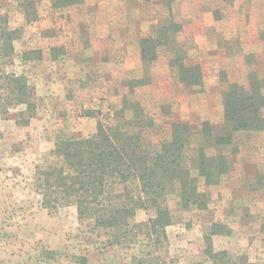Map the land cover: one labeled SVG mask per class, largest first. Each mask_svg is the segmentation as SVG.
<instances>
[{
  "label": "rangeland",
  "instance_id": "1",
  "mask_svg": "<svg viewBox=\"0 0 264 264\" xmlns=\"http://www.w3.org/2000/svg\"><path fill=\"white\" fill-rule=\"evenodd\" d=\"M245 1L84 0L54 9L50 0H40L38 18L27 22L17 0H0L1 12L21 33L15 42L17 55L5 69L27 77L36 104L26 125L16 121L21 107H9L6 118L0 114V264H136L133 257L140 243L109 246L105 236L92 232L89 221L77 219L73 206L43 208L32 184L35 166L51 159L60 140L93 134L97 120H106L120 107L128 92L124 82L137 78L147 83L129 96L153 119L152 125L139 129L142 141L156 145L169 137L171 122H186L191 135L185 163H194L201 122L209 121L214 133L222 132V91L227 85L250 91L254 82L264 92V44L253 46L244 29L253 20L258 38L264 39V15H244ZM248 1L253 12L264 13V0ZM205 13L219 27L226 18L229 23L216 30L202 20L197 34V20ZM169 20L180 24L177 38L187 47L190 61L201 67V86L180 84L163 49L153 64L141 62V38L158 22ZM198 35L214 44H196ZM51 46L62 48L60 59H46ZM32 48L41 49L44 59L21 60L23 50ZM233 139L237 152L226 148L230 170L211 184L198 180L206 206L176 210L174 222L166 227V244L156 253L165 264H211L206 261L207 244L213 251L227 252L220 264H264V128L235 132ZM205 149L215 154L211 145ZM167 194L166 204L174 210L172 186ZM144 219L139 211L134 220ZM215 223L222 233H211Z\"/></svg>",
  "mask_w": 264,
  "mask_h": 264
},
{
  "label": "trees",
  "instance_id": "2",
  "mask_svg": "<svg viewBox=\"0 0 264 264\" xmlns=\"http://www.w3.org/2000/svg\"><path fill=\"white\" fill-rule=\"evenodd\" d=\"M39 1L17 0L25 21L33 22L38 18ZM50 2L54 9H60L80 5L84 0ZM180 30V24L175 21L158 22L152 32L140 40L141 62L153 64L163 49L169 55L168 66L174 69L180 84L201 86V67L190 61L187 47L178 40ZM20 36L19 28L11 26L9 17L0 10V114L6 118L9 107H21L17 110L16 121L26 125L36 110L35 88L26 76L5 69L13 64L17 55L15 42ZM61 50L60 46H51L46 59H60ZM19 57L40 61L44 59V52L37 48L27 49ZM146 83L143 78L124 82L128 92L122 96L120 107L106 116V120H97L93 134L57 142L50 152L51 159L35 166L32 184L43 208L54 211L73 206L77 219L89 221L92 232L105 236L107 245L129 248L140 243L141 250L133 257L136 264H165L156 253L166 244V227L174 222L175 211L205 207L198 180L211 184L230 170L226 148H231V154L237 152L235 132L264 128V92L254 82L250 91L229 83L222 91V132L214 133L211 123L202 121L197 158L194 163L190 160L188 166L185 163L191 135L188 123L171 122L169 137L156 145L142 141L139 129L152 125L153 119L141 103L129 95L135 87ZM84 114L92 115L90 112ZM206 145H211L215 154L208 155ZM168 186L176 192L174 210L166 204ZM139 211L145 219L136 222L134 219ZM218 227L219 223L212 224L211 233H222ZM205 254L206 261L211 264H220V260L228 258L226 251H213L210 244Z\"/></svg>",
  "mask_w": 264,
  "mask_h": 264
},
{
  "label": "crops",
  "instance_id": "3",
  "mask_svg": "<svg viewBox=\"0 0 264 264\" xmlns=\"http://www.w3.org/2000/svg\"><path fill=\"white\" fill-rule=\"evenodd\" d=\"M248 0H246L242 5L246 8L247 7V9H246V11L244 12V15H249V17H254V16H261V15H264V13L262 12V13H256V12H253V8H252V5H249L248 4ZM205 21V22H203L205 25H206V22L208 21V25H213V27L216 29V30H218V28H226V23L228 22L229 23V21L227 20V18L226 19H224V21H223V24H222V26H220L219 27V21L218 20H212V19H210L209 17H208V13H205V15H204V17L202 18V19H200V20H197V21H199L200 23H196V25H197V28H196V26H195V28L196 29H200V27H202V23H201V21ZM232 21V20H231ZM232 24V23H231ZM240 25H242V24H240ZM228 27H230V28H232L233 26L232 25H230V26H228ZM259 27V26H258ZM202 29V28H201ZM244 29H246V32H245V34L246 35H248L249 37H250V39H249V42L253 45V46H258V45H261V44H264V39H260V38H258V36H257V26H255V23H253V20H251L250 21V23H247V24H245V28ZM224 31V30H223ZM254 34L255 36H251V34ZM197 34H200V30L199 31H197ZM252 37H254V38H252ZM251 38H252V41H251ZM195 43L196 44H202V43H204V44H210V45H212V44H214L213 43V40H211V39H209V38H206V37H203V38H200L199 37V35L197 36V39L195 40Z\"/></svg>",
  "mask_w": 264,
  "mask_h": 264
}]
</instances>
